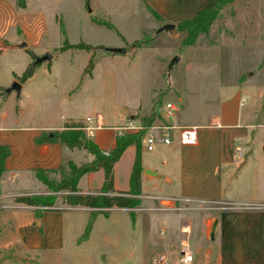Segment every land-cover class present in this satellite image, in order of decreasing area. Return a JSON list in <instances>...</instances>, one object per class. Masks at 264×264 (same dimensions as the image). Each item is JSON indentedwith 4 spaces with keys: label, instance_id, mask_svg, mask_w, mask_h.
<instances>
[{
    "label": "rangeland",
    "instance_id": "374dc122",
    "mask_svg": "<svg viewBox=\"0 0 264 264\" xmlns=\"http://www.w3.org/2000/svg\"><path fill=\"white\" fill-rule=\"evenodd\" d=\"M86 1L92 10L90 14H86ZM229 5L221 10L207 35L198 36L192 46L182 48L183 34L176 30L147 39L157 27L151 29L153 20L140 0H25L22 9L15 8L14 0H0V33L5 42V49L0 51V110L7 112L9 121H16L18 110L21 111L17 125L38 126L50 119L56 124L82 125L86 117L93 121L95 113L100 112L99 102L85 106L87 98H110L134 113L135 118L131 120L134 123L140 122L139 116L151 113L163 118L164 106L169 103L175 108L172 117L167 118L171 125L196 124L199 111H210L212 105L229 92V87L239 88L244 93L247 89L256 91L264 86V62L260 61L264 54L260 53V49H264V34L261 37L259 33H244L249 26H255V20L263 14L264 0H240L235 6L236 16L232 18L226 15ZM94 21L105 22L113 29ZM33 26L41 35L37 47L18 48L17 45L28 38L26 29ZM136 41L141 44L133 47ZM79 44L90 49L74 47ZM111 48H122L125 54L105 50ZM44 53L51 56L50 61L33 67V76L19 95L5 94L4 90L13 81L18 82L14 76L20 77L34 58ZM111 58L123 63H112ZM173 58L177 61L167 71V64ZM246 68L250 69L246 71ZM247 72L254 75L248 79ZM238 76H241L239 81ZM254 149L256 159L246 170L248 175L264 161L262 147L254 145ZM140 151L143 162L152 165L159 161L158 149L146 152L142 144ZM2 174L0 245L7 248L0 251L3 255L0 264H27L25 259H16L11 254L14 249L11 236L16 227L25 222L28 212L10 208L9 196L14 192H46L35 181L11 183ZM46 176L52 181L59 177L57 172ZM94 184L97 186L99 181L93 180ZM145 187L143 196H158L148 185ZM53 196V207L61 206L63 194ZM151 203L148 197L142 199L134 210L133 220L123 211L109 210L106 216L97 214L87 243L74 248L73 241H67V250L74 254L78 251L79 256L69 253L72 258L61 264H141L142 260L151 264L152 260L169 257L170 253L178 260L179 240L185 239L179 225L190 217L194 230L186 241L193 257L191 264H211L212 259L206 253L217 254L220 242L217 232L212 240L199 235L202 212H146ZM153 207L160 208L157 204ZM145 214L150 218L146 219ZM209 214L215 217L217 213ZM84 218L87 221V217ZM32 229L38 231L35 224ZM34 256V264H47Z\"/></svg>",
    "mask_w": 264,
    "mask_h": 264
},
{
    "label": "crops",
    "instance_id": "0c3cea01",
    "mask_svg": "<svg viewBox=\"0 0 264 264\" xmlns=\"http://www.w3.org/2000/svg\"><path fill=\"white\" fill-rule=\"evenodd\" d=\"M140 1L149 16V10L156 14L157 20L152 18L154 27L151 29L158 28L164 23L175 26L193 17L199 11L214 6V0ZM238 2L240 0H234L227 7L226 15L230 18L236 16L235 6ZM249 18L250 21L253 20L252 17ZM26 30L28 38L24 42L26 46L35 49L41 35L36 26ZM244 33H259L261 37L263 36L264 7L263 14H259L255 20V26H249ZM1 38H3V33H0V51H3L5 42ZM260 53H264V49H260ZM111 60H113L112 63H123L120 59L111 58ZM260 61L264 62V54ZM248 69L250 68H246V71ZM253 75L254 72H247L246 78L249 79ZM31 77L20 83V90ZM237 80H241V76H238ZM223 84L225 88L226 79ZM228 90L226 95L212 105L210 111L204 109L199 111L200 118L196 124L173 125L177 128L195 127V141L192 144H179L177 130H174L170 145H156L150 151L158 149L160 154L158 162L149 165L142 159L140 160L142 168L140 201L148 197V201L152 202L146 212L158 210L202 212L199 235L203 238L208 237L209 226L214 220L216 223L213 234L218 233L220 246L217 254L210 256L206 253L212 259L211 264H264V161H260L258 167L253 169L249 175L246 173L251 161L256 159L254 145L262 147L264 156V119L262 118L264 86L256 91L247 89L244 93L239 88L229 87ZM68 98H73V96ZM98 102L100 112L95 113L93 120V122L96 120L98 127L89 139L99 150L108 151L115 145L116 129L131 121L129 116L133 120L135 115L129 111L128 107L119 105L110 98H87L85 106L96 105ZM18 113L20 117L21 111L18 110ZM151 114L157 116L156 118L161 117L157 113ZM146 116L148 115L139 117ZM18 118L10 122L7 112L0 110V146L8 148V155L3 161L2 175L7 181L14 183L17 180L28 179V182L35 181L39 187V182L33 176L34 171L65 170L67 161H71L75 166L91 161V156L83 150H69L58 142L36 143V139L43 134L61 131L64 126L63 122L56 124L50 119L38 126L17 125ZM166 122L171 124L167 119ZM239 143L241 145H236ZM237 146L242 148L241 157H237L234 152ZM134 155V146H127L113 164L112 187L114 192L128 191V178ZM248 156L249 158H246ZM102 175L101 170L83 175L77 183V189L81 193L96 192L102 184ZM93 180H98L99 184L92 185ZM146 185L158 196H143L142 192L146 190ZM33 194L40 193L14 192L9 196L7 205L10 208L28 212L25 222L16 227L11 236L14 246L11 254H14L13 257L16 259H25L27 264H34L35 260L32 255H37L34 256L35 259L41 258L47 264L64 263L72 258L69 253L74 254L73 251L67 250V241L72 240L74 248H79L81 244L89 241L93 222L87 238L78 242L88 221L89 210L61 204V206L52 207V210L35 214L36 210L41 209L12 203L14 196ZM170 201L174 202V205L162 208V204ZM156 204L160 208L153 207ZM114 210L128 213L125 209H110V211ZM210 212L217 214L213 217L209 214ZM143 216L146 219L150 218L147 214ZM34 224L37 232L32 229ZM193 230L191 217L184 218L179 225V232L185 239L179 240V245L187 246L186 239L191 236ZM158 247L161 248V246ZM5 248H7L6 245H0V251H4ZM171 248L174 251L172 246ZM18 253H22V256L19 257ZM2 256L0 254V262ZM73 256H79V252L77 251ZM141 264L145 262L142 260ZM151 264H178V260L170 253L169 257H159L157 261L152 260ZM202 264H208V262Z\"/></svg>",
    "mask_w": 264,
    "mask_h": 264
},
{
    "label": "trees",
    "instance_id": "16d2710c",
    "mask_svg": "<svg viewBox=\"0 0 264 264\" xmlns=\"http://www.w3.org/2000/svg\"><path fill=\"white\" fill-rule=\"evenodd\" d=\"M25 0H14L15 8L22 9ZM234 0H214V6L210 9H203L193 17L183 20L174 26V30L183 34L180 46H192L197 37L207 35L210 26L215 19L220 15L221 10ZM151 18L156 19V14L149 10ZM98 24H103L109 29H113L111 25L102 21H94ZM141 41L133 43V47H138ZM68 47H72L67 45ZM74 47L89 50L90 47L79 44ZM33 67L29 66L21 74L20 77H14L19 83H23L31 77ZM157 116L151 114L140 119L141 124L148 125ZM144 131L135 134H126L121 137H116L115 145L108 151L99 150L95 144L85 138L80 123H69L63 126L61 131L43 134L36 139V143H52L58 142L69 150H83L91 156V161L80 166H75L71 161L65 164V170L56 171H34V179L44 187L46 193L33 195H18L12 198V203L26 205L41 210L35 211V214L41 211L52 210L55 196L62 193V205L67 207H80L89 210V217L86 226L83 230L78 242L84 241L90 231L91 224L97 214L106 216V211L110 209H125L128 211L131 220L134 218V210L140 205V147L142 145L141 138ZM134 146L135 155L128 179L127 192H114L112 190V166L118 160L122 152L127 146ZM8 155V148L0 146V175L3 173V161ZM102 170L103 182L101 188L94 193H81L77 189L79 179L92 171ZM57 172L59 177L57 181H52L47 178L46 174ZM51 194V195H50Z\"/></svg>",
    "mask_w": 264,
    "mask_h": 264
},
{
    "label": "built area",
    "instance_id": "2783aa9c",
    "mask_svg": "<svg viewBox=\"0 0 264 264\" xmlns=\"http://www.w3.org/2000/svg\"><path fill=\"white\" fill-rule=\"evenodd\" d=\"M164 117L155 118L148 125L144 126L141 122L134 123L128 121L123 126L116 129V137L124 136L126 133L135 134L140 131H144L141 138V142L146 152H150L156 145L167 146L172 143V132L177 130L178 143L181 145H190L195 141V127L177 128L166 122L167 118L172 117V112L175 109L172 104H165ZM98 127L96 120L93 122L90 118H85L81 130L84 133L85 138H91L93 131ZM234 152L237 157H241L242 148L235 147ZM169 205H174L167 202L162 204V208H169ZM179 264H190L192 262V254L186 245H180L179 247Z\"/></svg>",
    "mask_w": 264,
    "mask_h": 264
},
{
    "label": "water",
    "instance_id": "95a60500",
    "mask_svg": "<svg viewBox=\"0 0 264 264\" xmlns=\"http://www.w3.org/2000/svg\"><path fill=\"white\" fill-rule=\"evenodd\" d=\"M85 7H86V14H90L91 8L89 7L87 1L85 2ZM173 30H174V25L164 23V24L160 25L157 29H155L151 33V35H149L147 37V39H152L160 33L172 32ZM25 46H26L25 43H20L17 45L18 48H24ZM105 50L109 51L111 53H117V54H124L125 53V50L122 48H111V49H105ZM50 59H51V56L48 53H44L43 55L34 58L31 66L34 67L43 61H50ZM176 61H177V58H173L169 61V63L167 64V71H169L171 69V67L176 63ZM10 92H13L15 94V96H18L19 92H20V83L13 81L10 84V86L4 90L5 94H9ZM129 119L132 120V117L129 116ZM215 223L216 222L213 220L209 226V229H208V238L210 240L213 239V232H214ZM37 224L38 223H36V225Z\"/></svg>",
    "mask_w": 264,
    "mask_h": 264
}]
</instances>
